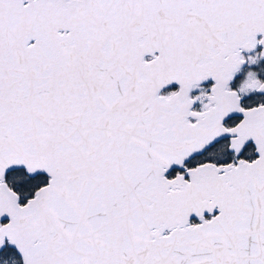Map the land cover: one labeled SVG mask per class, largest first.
I'll return each mask as SVG.
<instances>
[{"label":"snow or ice","instance_id":"snow-or-ice-1","mask_svg":"<svg viewBox=\"0 0 264 264\" xmlns=\"http://www.w3.org/2000/svg\"><path fill=\"white\" fill-rule=\"evenodd\" d=\"M0 264H264V0H0Z\"/></svg>","mask_w":264,"mask_h":264}]
</instances>
